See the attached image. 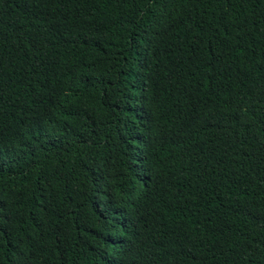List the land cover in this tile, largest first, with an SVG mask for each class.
Masks as SVG:
<instances>
[{"label":"trees","instance_id":"obj_1","mask_svg":"<svg viewBox=\"0 0 264 264\" xmlns=\"http://www.w3.org/2000/svg\"><path fill=\"white\" fill-rule=\"evenodd\" d=\"M0 264H264V0H0Z\"/></svg>","mask_w":264,"mask_h":264}]
</instances>
